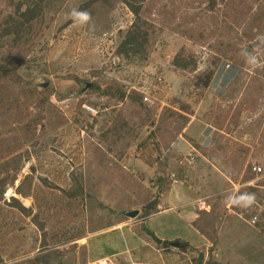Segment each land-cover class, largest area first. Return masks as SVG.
I'll use <instances>...</instances> for the list:
<instances>
[{
  "label": "rangeland",
  "instance_id": "obj_1",
  "mask_svg": "<svg viewBox=\"0 0 264 264\" xmlns=\"http://www.w3.org/2000/svg\"><path fill=\"white\" fill-rule=\"evenodd\" d=\"M155 2L151 18V23L157 26L155 33L151 34L148 44L135 47L136 51L128 56L119 54V49L135 17L122 1H115L112 7L95 0H4L1 3L0 22L16 15L21 4L24 6L22 12L36 4H40L43 11L29 23L26 39L19 46L15 47L8 39L0 37V67H8L0 69V169L5 167L1 178L17 174L19 177L15 185L6 186L3 201H0V253L4 257H0L1 264L5 263L4 259L16 254L30 257L27 255L34 242L32 222L11 207L13 198H18L28 209L35 204L31 201L30 205L26 197L28 193H34L41 212L48 204L43 194H49L47 200L51 208L58 210L55 203H65L61 190H83L80 181L90 180V173L80 166L83 132L91 137L96 135V130L105 131L104 135L98 136L102 137L99 142L102 150L113 153L109 145H123L126 150L124 155L135 161L141 157L129 155L136 149L143 153L148 148V152L154 155L151 161L158 172V177L152 180L159 177L169 180L168 175L174 171V161L180 155L168 154L167 146L182 132L184 121L165 117L166 110H161V101L177 105L180 98H197L193 102L200 103L203 95L209 93L212 108L203 119L214 128L219 122L222 129L226 128L227 134H232L227 137L216 131L213 134L216 148H234L238 144L245 153L248 149L250 152L246 145L257 144L247 170H251L255 180H264V135L257 138L250 136L253 127H264V25L252 34H249V26H244L238 30L239 37L227 42L210 26L216 9H209V4L188 7L186 0ZM224 2L226 0H218L221 11ZM82 7H86L84 10L92 16V21L83 26L75 24L66 15L72 8L81 10ZM173 11H176V24L172 28L165 27V23L174 16ZM187 28H204L206 46L195 45L182 37L181 32ZM245 33L254 36L253 39L246 37ZM248 48L252 49L251 55L257 58L256 67L247 62L244 52ZM183 50L194 54L196 73H185L174 65L175 58ZM115 56H119L122 62L118 67L111 68L110 60ZM228 64L230 67H227ZM164 71H171L182 80L179 96L174 93L166 98L167 83L157 84L156 76ZM116 74L126 82L117 81ZM114 81L125 87L134 104L121 106L119 101L91 91L94 84L104 91ZM89 83L93 84L92 87L83 93ZM44 85H48L47 88ZM258 85L262 92L255 94ZM145 89L155 95L158 107L149 108L143 103H136ZM253 95L257 97L256 102L252 99ZM85 105L96 108L99 114H88ZM238 113L239 119L236 118ZM108 128L109 132L118 131V134L126 131L128 138H114V133L106 132ZM155 132H158L161 143V159L154 142H150ZM107 134L111 136L107 137ZM115 155L120 158L122 152ZM245 159L248 162L247 157ZM255 165L263 168L262 174L253 172ZM127 167L132 170L131 166ZM33 168L35 173H32ZM106 174L105 170L99 171V176ZM26 176L31 179L25 180ZM45 180L51 185L46 186ZM139 180H143L140 175ZM260 183L264 184V181ZM19 187L22 195L18 194ZM259 193L261 203L264 191ZM48 213L52 219L59 215L57 211L49 210ZM43 220L45 217L42 216L40 222L43 223ZM14 230L25 237L19 240L23 244L17 243ZM12 237L15 240L10 242ZM28 262L25 260L22 264Z\"/></svg>",
  "mask_w": 264,
  "mask_h": 264
},
{
  "label": "crops",
  "instance_id": "obj_2",
  "mask_svg": "<svg viewBox=\"0 0 264 264\" xmlns=\"http://www.w3.org/2000/svg\"><path fill=\"white\" fill-rule=\"evenodd\" d=\"M163 75L167 83L166 98L174 93L179 96L182 80L171 71H164ZM114 77L126 82L117 74ZM129 94L119 102L121 106L134 104ZM208 95H203L200 103L193 102L197 98H180L177 105L161 101V110L171 109L189 119L168 148V154L180 155L174 161L172 172L180 174L181 185L171 186L167 180V189L159 194L156 180H152L158 175L151 161L154 155L148 148L143 153L140 151L136 156L141 158L135 161L124 155L123 145H109L113 153L102 150L99 145L102 137L98 136L105 131L96 130L97 136L92 134L91 137L83 132L80 166L90 173V180L80 181L83 193L73 205L67 206L66 201L55 203L58 210L51 208L47 200L49 194L44 193L48 204L41 212L34 193H28L26 198L30 205L31 201L35 204V207L28 206L32 207L28 208L33 214L28 219L34 234L27 255L30 257L16 254L4 259V264H22L25 260L29 261L27 264H35L37 257L45 256L49 264H92L105 259L116 264H207L211 254L218 264H264V200L260 203L259 193L264 191V184L260 183L264 180H243L258 146L246 145L250 152L248 149L245 153L238 144L234 148H216L213 139L216 131L227 137L232 134H227L226 128L215 129L203 119L212 108ZM109 130L106 132L114 133V138H128L126 131L118 134ZM263 135L264 127H253L250 133L252 138ZM187 138L212 150V156L201 154ZM150 142L153 143V139ZM192 150L198 153L197 164L188 171L181 170L177 160ZM116 152H122L120 158ZM127 165L131 166V171ZM102 170L107 173L103 177L99 176ZM139 175L143 180H139ZM84 177L86 179L85 174ZM244 193L255 194L252 206L229 205L230 197ZM155 200L154 211L149 213L147 208ZM49 210L57 211L58 217L50 218ZM131 211L140 214L135 219L124 215ZM38 213L45 217L43 223H46L47 237L43 241L46 248L42 252L43 238L32 220ZM255 217L258 223L253 225ZM13 232L17 243L23 244L19 240L25 237ZM14 240L12 237L10 242ZM1 242L2 239L0 245ZM0 257L4 258L1 253Z\"/></svg>",
  "mask_w": 264,
  "mask_h": 264
},
{
  "label": "trees",
  "instance_id": "obj_3",
  "mask_svg": "<svg viewBox=\"0 0 264 264\" xmlns=\"http://www.w3.org/2000/svg\"><path fill=\"white\" fill-rule=\"evenodd\" d=\"M4 0H0V8L1 3ZM97 2H102L105 6L112 7L113 3L117 0H95ZM122 1L123 4L131 11V13L135 17V22L131 28V30L128 32L126 40L122 44L121 48L119 49V54L127 55L130 54V52H135L136 48L139 46H143V44H148V41L150 40L151 34L155 33V30L157 26H154V24L151 23L152 18V12L155 9L156 0H119ZM187 6L193 7L196 4H200L201 6H204L206 4H209V9L212 11L216 9V13H213L212 15V21L210 26L213 27V29L216 30L217 35L221 38L226 39L228 42H232L235 40V37H239L238 30L242 29L244 26L248 27L250 29L249 34H252L255 29L261 30V27L264 25V2L260 3L259 0H226L224 2L223 7L224 9L221 11L218 9V0H186ZM22 7H24L22 4L18 5V13L16 15H12L10 17H7L6 20H3L0 22V31L3 33L0 35L2 39H8V41L12 42L15 47L19 46L21 43H23L26 39V30L29 23L33 22L35 18L42 15V6L40 4H36L33 6H29L28 9L25 12H22ZM86 7H82L81 10H84ZM173 17L171 20H168L167 23H165V27L172 28L176 24V11H173ZM20 17V20L18 19ZM237 31V32H236ZM236 33V34H235ZM248 33H245L246 37H250L252 40L253 37H251ZM182 37L189 40L191 43L195 45H201L203 47L207 44V33L204 28H201L197 30L196 28H187L183 32H181ZM8 45V44H7ZM6 45V46H7ZM249 50H245V55L252 54V49L248 48ZM174 65L180 70L185 73L194 74L197 72V65L194 62V54L190 53L188 50L181 51L177 57L175 58ZM2 70L8 69L6 65H3L0 67ZM91 91L99 92L101 93V96L104 98H107L109 100H116L119 102H122L127 97V92L124 86L119 84L118 82L114 81L112 83H109L106 87V89L103 91L99 86L96 84L93 85ZM262 92V88L260 85L256 87L255 94H260ZM252 99L254 102H256L257 97L256 95L252 96ZM141 101V102H140ZM140 101L136 102L142 103V98L140 96ZM169 111V113H168ZM241 111V109H240ZM239 111V112H240ZM172 117V118H180L184 121L183 129L187 126L189 119L185 116L172 111L171 109H167L165 112V117ZM240 115L238 113V116L236 118L239 119ZM238 121V120H237ZM216 129H222L223 126L219 123H215ZM182 129V131H183ZM182 132L178 133L177 136H179ZM151 139L154 141V146L156 148V151L158 152L159 159L162 157V150H161V143L158 138V132H155L152 134ZM188 141L203 155L211 157L213 153H211L212 150H207L203 148L202 146L198 145L195 141L187 138ZM168 148L170 146H167ZM5 167L3 169H0V201H3L4 194H5V188L8 184L15 185L18 181L19 177L18 174L13 177H3V172ZM36 169H32V173H35ZM30 176H26L25 180H30ZM243 180H255V175L251 172V170H247L246 176L243 178ZM46 186H50L51 183L47 180L44 181ZM156 185L159 187V194L161 193V190L167 189V180L164 177H159L155 181ZM61 190V189H59ZM62 194L65 196L64 200L66 201V205L70 206L73 205L74 201L83 193V190L81 188H78L76 191L72 192H66L65 190H61ZM18 194L22 195L20 187L18 188ZM23 196H25L23 194ZM157 204V201L155 200L152 202V204L149 205L147 208L149 210V213L154 211V206ZM11 207L17 209L19 212H21L23 215L27 217H32V212L28 209H26L22 204L16 199L13 198ZM42 216L38 213L33 217V222L38 227L39 231L42 235V249H45L46 245L43 243L45 238L47 237L45 233L46 224L40 222V218ZM66 236L69 235L68 232H66ZM48 259V256L45 257H37L34 260L35 264H49L46 260ZM1 264V263H0ZM207 264H218L215 262L212 254L209 262Z\"/></svg>",
  "mask_w": 264,
  "mask_h": 264
},
{
  "label": "built area",
  "instance_id": "obj_4",
  "mask_svg": "<svg viewBox=\"0 0 264 264\" xmlns=\"http://www.w3.org/2000/svg\"><path fill=\"white\" fill-rule=\"evenodd\" d=\"M122 62V59L119 56H115L112 60H110V66L111 68H116L120 65V63ZM227 67H230V65L228 64ZM156 82L158 85H163L165 84V77L162 73H160L159 75L156 76ZM142 95V103L149 107V108H156L158 107V100L155 98V95H153L152 91L149 89H145L141 92ZM85 111L92 115V116H97L99 114L98 110L92 106L89 105H85L84 106ZM140 150L136 149L134 150V152H132V154H130V157H134L135 155L139 154ZM197 151L196 150H192L190 153L186 154V155H182L178 160H177V165L181 170H185L188 171L191 168H193L196 164L197 161ZM253 172L256 175H260L263 172V168L261 166L255 165L252 168ZM168 181L170 183L171 186H178L181 185L182 179L181 176L178 172H171L168 175ZM253 225H256L258 223V218L255 217L252 222ZM92 264H116L114 262H112L111 260H100L97 262H94Z\"/></svg>",
  "mask_w": 264,
  "mask_h": 264
},
{
  "label": "clouds",
  "instance_id": "obj_5",
  "mask_svg": "<svg viewBox=\"0 0 264 264\" xmlns=\"http://www.w3.org/2000/svg\"><path fill=\"white\" fill-rule=\"evenodd\" d=\"M67 17L71 19L75 24L87 25L92 21L91 13L87 10H80L78 8H72L68 13ZM247 62L253 67L258 66L257 58L254 55L247 54ZM255 194L244 193L238 197H230L228 200L229 205H236L242 208H248L255 203Z\"/></svg>",
  "mask_w": 264,
  "mask_h": 264
},
{
  "label": "water",
  "instance_id": "obj_6",
  "mask_svg": "<svg viewBox=\"0 0 264 264\" xmlns=\"http://www.w3.org/2000/svg\"><path fill=\"white\" fill-rule=\"evenodd\" d=\"M92 83H89L87 85V87L84 89L83 93H85L86 91H88L91 87H92ZM48 85H44L43 87L44 88H47ZM140 212L139 211H131V212H128V213H125L124 215L130 219H135L139 216Z\"/></svg>",
  "mask_w": 264,
  "mask_h": 264
}]
</instances>
